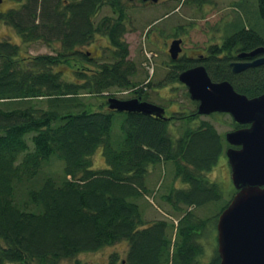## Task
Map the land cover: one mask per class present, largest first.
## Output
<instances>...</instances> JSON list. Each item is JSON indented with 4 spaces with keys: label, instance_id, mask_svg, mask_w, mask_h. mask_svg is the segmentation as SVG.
I'll list each match as a JSON object with an SVG mask.
<instances>
[{
    "label": "trees",
    "instance_id": "trees-1",
    "mask_svg": "<svg viewBox=\"0 0 264 264\" xmlns=\"http://www.w3.org/2000/svg\"><path fill=\"white\" fill-rule=\"evenodd\" d=\"M75 1L56 9L58 0H16L20 9L0 10V21L22 41L42 36L48 44L60 43L55 53L21 57L17 44L0 39V264L64 259L89 264L76 256L118 242L128 246L125 258L118 262L112 252L108 264H205L198 239L210 219L195 210L205 206L217 221L233 196L227 199L221 184L206 175L224 154V136L205 119L170 134V121L188 124L199 117L194 109L164 114L166 119L111 110L105 91L127 90L148 100L123 39L125 5L122 0ZM104 4L117 16L98 18ZM244 6L237 3L223 43L207 48L202 64L213 81L227 80L237 92L255 97L264 93V65L234 73L229 64L233 47L234 59L240 51L264 47V0H252L248 10ZM36 8L47 17L38 35V25L30 24ZM96 34L108 40L111 60H95L81 50ZM194 63L178 62L167 78L177 81ZM114 121L119 127L112 131ZM99 147L105 166L93 168ZM53 158L62 161L59 176L43 170ZM167 162L170 175L182 184L168 183L167 173L157 189L163 188L159 199L179 213L176 225L166 219L148 222L140 200L150 193V170ZM219 260L216 251L206 264Z\"/></svg>",
    "mask_w": 264,
    "mask_h": 264
},
{
    "label": "rangeland",
    "instance_id": "rangeland-1",
    "mask_svg": "<svg viewBox=\"0 0 264 264\" xmlns=\"http://www.w3.org/2000/svg\"><path fill=\"white\" fill-rule=\"evenodd\" d=\"M25 1L22 0V3ZM66 1L69 3L76 2L75 0H58L60 4L56 9H62L64 7L63 3ZM122 1L125 5L126 14V30L123 39L128 45V59L136 63L137 73L135 79L140 82L139 85L147 94L150 102L167 107L168 113L166 115L170 116L173 112L191 113L190 111L196 109V106L195 102L189 98L186 87L178 81H171L167 78L168 73L174 69L172 65L176 66L177 63L173 62L168 54L171 40L176 36L182 38V48L184 53L189 56L199 57V54H206L207 45L220 43L221 37L223 38V34L228 29L229 22L236 20L235 7L237 3L245 4L243 8L248 10L252 5V0H198V4L196 3L197 0H189L188 3L185 0H159L157 3L145 2L144 0ZM22 3L16 2V0H3L0 3V10H7L12 6L18 7V4ZM40 12L39 8H36V12H34L36 15L35 21L30 22V24L34 25L36 23L38 25L39 32H37V35L42 33V28L47 25L43 22L47 17L39 14ZM44 14L48 13L44 11ZM103 16L116 17L117 15L112 12L108 5L104 4L101 6L97 17L101 18ZM0 39L17 44L21 57L45 53L52 54L55 53V48L60 46L59 42L46 43L42 36L33 41L24 42L16 30L3 21H0ZM108 43L105 36L96 34L81 50L87 53V57L106 62L112 59ZM64 72L65 78H72V72L68 67L64 68ZM104 96L137 97L135 93L122 94L121 90L105 91L102 93L103 99ZM92 100L96 102L95 99ZM96 104H98V101ZM204 119L212 122L222 136L225 132L234 128L229 114L212 113L210 115H199L197 119L190 121L188 124L181 121H170V134L177 136L185 127H196L199 121ZM118 127L119 124L114 121L112 131ZM92 161L93 168L105 166L102 147L94 152ZM61 162L60 159L53 158L44 165L43 170L59 176L62 168ZM169 164L171 162L157 164L153 166L154 168L150 166L152 169H149L150 174L147 181L150 193L145 198L140 199L142 208H144V216L148 222L156 219H166L172 222L173 225L177 223L179 213L171 211L172 208L159 199L158 194L163 191V188L157 189L160 185V179L164 178L167 173L169 177L165 180L168 183L174 181V186L177 187L182 184L180 179H173L172 174L170 175L168 172ZM206 175L210 180L221 184L227 199L234 193L225 154H222L219 161ZM195 211L199 217L208 215L210 219L211 228L209 227L206 234L198 239L204 248L201 260L202 263L206 264L217 251V221L213 219L212 214H209V209L205 206ZM127 248L126 242H118L97 251L80 253L76 258L89 264H108L110 254L116 252L119 255L118 262H120L121 259L125 258ZM72 261L73 259H64L59 264H71Z\"/></svg>",
    "mask_w": 264,
    "mask_h": 264
},
{
    "label": "water",
    "instance_id": "water-1",
    "mask_svg": "<svg viewBox=\"0 0 264 264\" xmlns=\"http://www.w3.org/2000/svg\"><path fill=\"white\" fill-rule=\"evenodd\" d=\"M152 3L158 0H145ZM2 0H0V3ZM182 40L174 39L169 53L176 59ZM264 47L243 52L239 57L261 54ZM264 64V56L252 61H232L235 73ZM178 80L188 88L190 98L198 102L199 114L228 113L245 127L225 133L230 145L226 156L236 193L221 211L216 223L217 264H264V93L247 97L227 80L213 81L204 65L183 70ZM108 107L118 112H136L164 116V108L139 98L109 97Z\"/></svg>",
    "mask_w": 264,
    "mask_h": 264
},
{
    "label": "flooded vegetation",
    "instance_id": "flooded-vegetation-1",
    "mask_svg": "<svg viewBox=\"0 0 264 264\" xmlns=\"http://www.w3.org/2000/svg\"><path fill=\"white\" fill-rule=\"evenodd\" d=\"M175 38H179L178 36H176ZM174 39V38H173ZM172 39V40H173ZM182 39V38H181ZM171 40V41H172ZM171 43V42H170ZM223 43V38L221 37V41H220V43H214V45H220V44H222ZM182 44H183V39H182ZM182 44H181V46H182ZM170 45V44H169ZM211 45H213V44H209V45H207V47L206 48H209ZM169 49V48H168ZM208 50V49H207ZM251 51V50H250ZM250 51H240V52H238L235 56V59H234V47H233V50H232V60L230 61V62H232V61H234V60H241V61H252V60H254V59H256V58H258L259 56H263L262 54H257V55H255V56H244V57H239V54H241V53H243V52H245V53H247V52H250ZM168 54H169V52H168ZM169 56H170V58H171V55L169 54ZM221 57V56H220ZM171 60L173 61V62H180V61H182V60H187V61H193V62H195L194 64V66H192V67H195V66H197V65H203L202 64V62L204 61V60H208V55H206L205 53H203V54H199V57H194V56H192V55H188V54H186V53H184V49L182 48V51L178 54V56H177V58L176 59H172L171 58ZM230 62H229V64H230ZM176 63V64H177ZM175 64V65H176ZM173 67H174V65H172ZM192 67H189V68H192ZM205 67V66H204ZM256 67V66H255ZM250 68V67H249ZM186 69H188V68H186ZM186 69H184V70H186ZM232 69V68H231ZM182 72V71H181ZM233 72V71H232ZM136 98H139L140 100H143L142 99V97L141 96H138V97H136ZM154 103V102H153ZM195 104V106H196V109H194L195 111H194V113H197L198 114V111H197V106H198V102H195L194 103ZM162 107H164V106H162ZM164 109H165V113H168V111H167V107H164ZM173 113H176V112H173ZM216 113V112H215ZM199 115V114H198Z\"/></svg>",
    "mask_w": 264,
    "mask_h": 264
},
{
    "label": "bare ground",
    "instance_id": "bare-ground-1",
    "mask_svg": "<svg viewBox=\"0 0 264 264\" xmlns=\"http://www.w3.org/2000/svg\"><path fill=\"white\" fill-rule=\"evenodd\" d=\"M252 51V50H251ZM261 65H264V64H261ZM258 66H260V65H258ZM235 73V72H234ZM263 94V93H262Z\"/></svg>",
    "mask_w": 264,
    "mask_h": 264
},
{
    "label": "clouds",
    "instance_id": "clouds-1",
    "mask_svg": "<svg viewBox=\"0 0 264 264\" xmlns=\"http://www.w3.org/2000/svg\"><path fill=\"white\" fill-rule=\"evenodd\" d=\"M234 61H237V60H234Z\"/></svg>",
    "mask_w": 264,
    "mask_h": 264
}]
</instances>
